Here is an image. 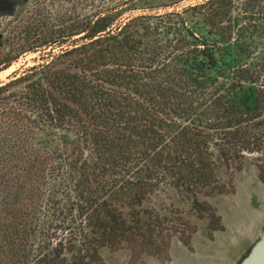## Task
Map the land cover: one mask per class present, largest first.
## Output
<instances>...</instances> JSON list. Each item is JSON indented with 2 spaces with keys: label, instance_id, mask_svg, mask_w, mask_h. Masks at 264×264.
<instances>
[{
  "label": "trees",
  "instance_id": "1",
  "mask_svg": "<svg viewBox=\"0 0 264 264\" xmlns=\"http://www.w3.org/2000/svg\"><path fill=\"white\" fill-rule=\"evenodd\" d=\"M235 1L253 24L234 39ZM18 5L0 0V19ZM262 19L264 0H203L119 23L97 14L68 35L80 44L1 85L0 264H92L123 242L157 253L166 219L137 208L165 183L221 231L199 199L226 192L220 168L257 153L264 184V52L251 51ZM246 84L257 89L245 111Z\"/></svg>",
  "mask_w": 264,
  "mask_h": 264
},
{
  "label": "rangeland",
  "instance_id": "2",
  "mask_svg": "<svg viewBox=\"0 0 264 264\" xmlns=\"http://www.w3.org/2000/svg\"><path fill=\"white\" fill-rule=\"evenodd\" d=\"M201 1L19 0L13 15L0 19L3 41L0 62L17 57L7 69L0 71V86L32 67L47 64L53 56L74 44H80L81 41L75 40L77 37L68 35L89 17L113 13L119 15V23L138 15L180 11ZM250 16L243 12L242 2L233 3L231 17L235 24L232 38H236L240 26L253 24ZM258 19L260 17L256 23ZM260 23L264 24V19ZM55 38L58 40L55 44L41 46ZM255 42L251 47L253 58L264 52V33L261 40ZM258 81L257 84L264 83V70ZM256 89L257 85L246 84L239 93L238 104L243 110L252 109L253 104L248 105L255 98ZM258 158L257 153H245L240 168L237 166L239 169L236 164L223 165L218 180L226 185V192L199 196L220 217L221 231L209 230L207 217L198 218L189 200L168 184H161L137 209L145 211L146 219H166L162 235L157 238V245L162 250L156 253L155 247L142 250L137 245L123 242L117 250L101 248L98 251L100 261L92 264H240L260 240L264 229V184L258 178ZM161 239L165 241L160 243Z\"/></svg>",
  "mask_w": 264,
  "mask_h": 264
},
{
  "label": "water",
  "instance_id": "3",
  "mask_svg": "<svg viewBox=\"0 0 264 264\" xmlns=\"http://www.w3.org/2000/svg\"><path fill=\"white\" fill-rule=\"evenodd\" d=\"M240 264H264V229L260 240L252 246Z\"/></svg>",
  "mask_w": 264,
  "mask_h": 264
}]
</instances>
